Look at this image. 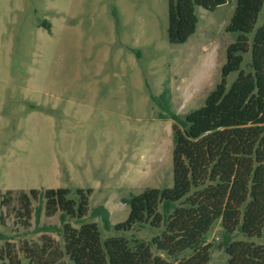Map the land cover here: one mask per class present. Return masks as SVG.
Returning a JSON list of instances; mask_svg holds the SVG:
<instances>
[{
	"label": "rangeland",
	"instance_id": "374dc122",
	"mask_svg": "<svg viewBox=\"0 0 264 264\" xmlns=\"http://www.w3.org/2000/svg\"><path fill=\"white\" fill-rule=\"evenodd\" d=\"M235 7H197L195 31L168 40V0H0V193L37 191L36 215L0 207V264H43L62 237L58 213L47 215L46 189L88 192L119 235L131 199L173 183V121L200 108L221 79L236 35L226 30ZM264 19V7L257 26ZM48 22L47 30L43 22ZM250 54L241 68L249 69ZM237 72L225 78L226 88ZM78 227V224L72 223ZM161 229L134 227L131 240ZM217 220L206 236L208 264H227ZM59 264H71L64 258Z\"/></svg>",
	"mask_w": 264,
	"mask_h": 264
},
{
	"label": "trees",
	"instance_id": "16d2710c",
	"mask_svg": "<svg viewBox=\"0 0 264 264\" xmlns=\"http://www.w3.org/2000/svg\"><path fill=\"white\" fill-rule=\"evenodd\" d=\"M227 0H168L167 35L171 44L183 43L195 31L196 8L212 11ZM264 0H235L226 30L236 35L221 70V79L204 104L173 121V183L169 189H150L126 200L129 213L113 226L119 235L102 239L95 222L110 223L107 209H90L88 192L46 189L41 194L45 213H58L62 224L43 264H208L206 236L220 220L227 264H264V19L257 26ZM44 27L50 30L48 22ZM250 54L249 69L241 68ZM237 72L226 88L225 78ZM37 191L6 190L0 207L16 205L24 219L36 215L31 201ZM1 218V215H0ZM78 224V227L72 225ZM161 229L145 240H131L134 227Z\"/></svg>",
	"mask_w": 264,
	"mask_h": 264
}]
</instances>
